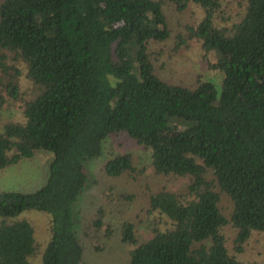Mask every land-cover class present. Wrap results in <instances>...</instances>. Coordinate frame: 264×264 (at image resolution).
Listing matches in <instances>:
<instances>
[{"label":"trees","instance_id":"1","mask_svg":"<svg viewBox=\"0 0 264 264\" xmlns=\"http://www.w3.org/2000/svg\"><path fill=\"white\" fill-rule=\"evenodd\" d=\"M167 3L202 9L174 47L198 40L220 82L157 73L150 43L173 32ZM239 3L240 19L221 24L229 19L221 0H0V111L20 102L23 115L0 122V169L50 154L43 184L0 190V264H86L75 210L84 161L122 135L149 153L155 175L187 181L146 192V239L132 219L113 227L99 204L82 230L96 250L118 231L130 245L126 264H264L238 256L253 231L264 233V0ZM144 170L126 150L102 165L106 176L132 180ZM29 209L48 214L45 242L18 217Z\"/></svg>","mask_w":264,"mask_h":264},{"label":"rangeland","instance_id":"2","mask_svg":"<svg viewBox=\"0 0 264 264\" xmlns=\"http://www.w3.org/2000/svg\"><path fill=\"white\" fill-rule=\"evenodd\" d=\"M221 1L229 19L227 21L218 20L219 23L230 24L240 19L244 14V4H240V0ZM164 10L173 32L165 40L150 43V51L157 73L163 78L186 85L194 84L200 73L206 78L220 82V72L208 66L202 56L203 50L198 40L190 38L178 49L174 47L179 41L178 33L182 32L183 37L186 36L184 25L196 22L202 14V9L197 4L190 3L184 10L178 11L174 4L167 3ZM21 83L23 91L28 92V88L25 89L24 77H22ZM22 117L20 102H15L0 111V122L6 119L18 120ZM119 150L130 151L134 164L145 168L137 180L129 179L125 174L112 177L103 173L102 165L105 159ZM49 157L48 152L38 151L30 159L0 169V190L29 191L43 184L47 176ZM84 167L88 181L75 208L78 234L84 246L83 260L86 264H126L130 245L120 240L119 232H115L106 242H102L103 239H100L99 242L105 245L102 250L98 251L93 247L91 240L82 234L87 218L94 213L99 204H104L106 220L110 221L113 227H118L124 218L132 219L137 224L139 239H146L152 233L151 220L147 219L142 212L143 207L147 205L146 192L161 186L177 190L186 183L187 177L155 175L150 165L149 153L124 135L107 139L104 143L103 153L85 160ZM125 191L135 192V199L130 202L121 200L118 194ZM221 207L225 212L230 209V201L226 196L222 197ZM18 217L27 218L33 223L34 236L37 241L45 242L48 239V214L46 212L29 209L22 211ZM226 233L230 238L234 236L233 229L227 228ZM238 256L264 263V233L253 231L246 242L245 250Z\"/></svg>","mask_w":264,"mask_h":264}]
</instances>
